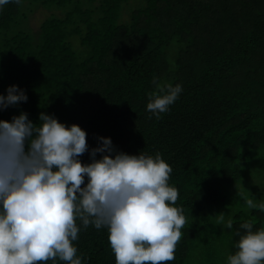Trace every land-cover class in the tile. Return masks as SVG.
I'll return each mask as SVG.
<instances>
[{
  "label": "trees",
  "instance_id": "1",
  "mask_svg": "<svg viewBox=\"0 0 264 264\" xmlns=\"http://www.w3.org/2000/svg\"><path fill=\"white\" fill-rule=\"evenodd\" d=\"M138 1L132 8L123 7L128 0L0 5V92L14 82L27 93L0 118L24 110L35 121L43 109L77 122L89 146L99 133L118 149L159 151L185 216L173 259L159 264H226L240 222L264 226V211L244 203L264 199V0ZM26 3L63 14L31 31L22 27ZM156 81L181 84L158 116L145 108ZM252 167L257 174L243 186ZM221 211L231 228L217 221ZM75 220L72 243L83 264H115L107 226ZM53 259L66 264L57 257L35 264Z\"/></svg>",
  "mask_w": 264,
  "mask_h": 264
},
{
  "label": "clouds",
  "instance_id": "2",
  "mask_svg": "<svg viewBox=\"0 0 264 264\" xmlns=\"http://www.w3.org/2000/svg\"><path fill=\"white\" fill-rule=\"evenodd\" d=\"M155 88L145 108L158 116L181 84L156 81ZM26 99L23 87L7 84L0 92V109ZM85 151L89 159L82 162ZM170 172L159 151L128 152L99 133L89 146L77 122L66 123L43 109L35 121L24 110L0 118V264H35L53 257L83 264L72 243L76 217L81 225L107 226L115 264L173 259L185 216L173 203L177 188L168 182ZM244 203L264 211V199L245 196ZM216 219L232 227L222 211ZM253 224L254 218L240 222L226 264H264V226Z\"/></svg>",
  "mask_w": 264,
  "mask_h": 264
},
{
  "label": "rangeland",
  "instance_id": "3",
  "mask_svg": "<svg viewBox=\"0 0 264 264\" xmlns=\"http://www.w3.org/2000/svg\"><path fill=\"white\" fill-rule=\"evenodd\" d=\"M79 1L84 7L91 6V4L86 2V0H79ZM135 1L136 0H132V2H130V0H128V2L126 4L124 3L123 7H126L127 5L130 8L138 6L137 4L139 3V1L137 3ZM126 10L124 9L125 13L127 12ZM25 13L27 16H26V18L22 24V27L33 31V30L38 28L40 21L42 19H44L45 17H47L51 14L62 15L63 11H62V8H57V7L46 8L44 6L37 5V4L31 5V6L27 4V9L25 10ZM119 21L125 22L124 20L121 21V14H120V20ZM248 174H249L248 181L250 182L251 177L254 176V174H257V172H255V168L252 167L249 172L244 173V175L241 177V181H243V186H246L249 184L247 181ZM260 178H261V176L259 175L258 178L255 179V181L253 182L256 186L258 184L257 181ZM245 179H246V181H245ZM236 186L239 188L241 186V183H238ZM237 187H236V189H237ZM233 189H234V187H233ZM243 189H244V187H243ZM237 191H238V189H237Z\"/></svg>",
  "mask_w": 264,
  "mask_h": 264
}]
</instances>
